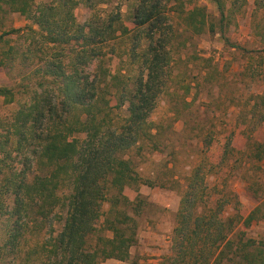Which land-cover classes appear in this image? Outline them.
<instances>
[{"label": "trees", "instance_id": "16d2710c", "mask_svg": "<svg viewBox=\"0 0 264 264\" xmlns=\"http://www.w3.org/2000/svg\"><path fill=\"white\" fill-rule=\"evenodd\" d=\"M211 1L215 22L191 0H133L125 22L120 0H0V68L14 81L0 87V96L8 105L15 94L25 96L0 113V264H98L131 257L134 216L147 202L125 190L155 181H143L125 155L144 143L160 148L159 125L150 117L170 77L172 16L192 35L217 32L239 47L227 34L237 28L235 16L246 0H230L228 7L225 0ZM80 6L87 9L83 22L77 19ZM254 6L264 13V0ZM13 13L29 24L8 27ZM253 27L264 43V21ZM118 38L128 40L123 52L136 74L117 85L116 107L124 106L126 114L113 117L106 95L119 72L104 62L115 56L111 42ZM229 142L227 135L218 164ZM247 149L248 158H264L263 142L247 143ZM213 166L201 160L185 177L161 264H264V237L247 234L254 220H264V197L245 216H224L235 197L211 198L205 178ZM106 200L110 206L98 227Z\"/></svg>", "mask_w": 264, "mask_h": 264}, {"label": "rangeland", "instance_id": "374dc122", "mask_svg": "<svg viewBox=\"0 0 264 264\" xmlns=\"http://www.w3.org/2000/svg\"><path fill=\"white\" fill-rule=\"evenodd\" d=\"M191 3L205 6L209 18L214 22L217 20V7L211 0H191ZM225 3L228 7L230 0ZM132 4L133 0H120L125 22ZM86 15L87 9L80 6L78 21L83 22ZM172 19L176 32L170 77L150 117L159 125L157 140L160 148L153 149L144 143L125 155L133 160L143 181L150 179L155 184H140L136 191L133 188L125 190L128 195L138 194L140 200L147 202L142 212L134 216L137 242L130 248L131 257L126 261L106 259L98 264H161L162 258L169 254L170 235L176 223L185 177L201 160L214 165L205 178L211 198L223 193L235 197L225 205L224 216L237 213L245 216L256 206V198L264 197V158L259 161L248 158L250 149H247V143H264V43L257 35L258 29L253 27L264 21L263 11H255L254 0H246L243 10L235 16L237 28L227 36L239 47L229 46L217 32L192 35L179 19L175 16ZM8 24V27H24L29 21L13 13ZM111 43L115 47V56L104 65L108 64L113 73H119L117 79L109 82L113 93L106 97L110 99L112 116L120 117L126 111L124 106L116 107L118 97L114 92L119 82H131L136 74V64L123 52L128 40L118 38ZM251 51L253 53L249 54ZM89 69L92 73L97 72L93 65ZM13 84V79L0 68V87ZM24 98L23 94L17 93L14 104L8 105L0 96V113H8L18 100ZM253 104L256 105L254 111ZM255 123L259 126L251 132ZM227 135L230 137L227 154L218 164L220 145ZM109 206L106 200L98 227ZM55 228L58 230V223ZM105 234L110 233L105 231ZM247 234L254 238L264 237V220H254Z\"/></svg>", "mask_w": 264, "mask_h": 264}]
</instances>
